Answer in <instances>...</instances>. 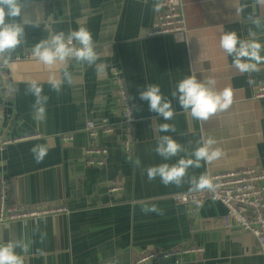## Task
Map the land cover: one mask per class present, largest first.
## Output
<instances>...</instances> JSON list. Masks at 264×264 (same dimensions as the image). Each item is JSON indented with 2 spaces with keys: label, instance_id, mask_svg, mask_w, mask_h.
Wrapping results in <instances>:
<instances>
[{
  "label": "crops",
  "instance_id": "0c3cea01",
  "mask_svg": "<svg viewBox=\"0 0 264 264\" xmlns=\"http://www.w3.org/2000/svg\"><path fill=\"white\" fill-rule=\"evenodd\" d=\"M182 1L186 37H146L159 14L152 0H23L20 16L6 18L23 25L25 38L7 67L8 102L0 83V180L7 181L9 205L65 206L70 211L66 217L0 227V243L28 245L26 252L16 249L24 264H133L150 252L191 246L203 251L182 264H264L255 237L227 223L222 205L206 201L188 212L170 200L199 191L191 178L205 172L256 168L264 174V99H254L264 83V63L258 72L241 73L220 47L223 34L235 31L249 40V30L264 46V0ZM81 27L92 34L97 59L91 66L74 58L51 68L37 60L13 62L33 52L40 41ZM112 68L124 81L136 118L130 153L121 147L122 110ZM189 76L198 81L214 78L217 91L232 88V104L207 121L193 118L191 110L182 109L171 95ZM50 77L63 81L59 92L52 89ZM31 80L38 81L41 95L48 97L43 119L37 118L36 97L27 91ZM150 84H158L163 96L172 100V119L150 112L148 102L139 98ZM102 119L114 127L113 133L89 136L85 123L98 125ZM165 123L176 132H160ZM33 135L39 138H28ZM162 135H170L183 151L168 160L159 156L155 148ZM209 137L223 155L188 168L180 186H165L159 176L148 179L151 166L195 159L191 153ZM37 145L47 148L41 162L31 151ZM91 147L107 149L104 167L86 165L85 150ZM113 176L119 177L124 190L110 195Z\"/></svg>",
  "mask_w": 264,
  "mask_h": 264
},
{
  "label": "clouds",
  "instance_id": "9594fccd",
  "mask_svg": "<svg viewBox=\"0 0 264 264\" xmlns=\"http://www.w3.org/2000/svg\"><path fill=\"white\" fill-rule=\"evenodd\" d=\"M23 0H0V59H3L7 66L11 60L12 52L24 41L25 31L21 23L6 22V18L13 19L20 16L23 8ZM159 9V4L156 5ZM242 11V9H237ZM259 27V21H255ZM249 36L252 39H240L235 31L227 32L220 38V47L225 53L233 57L232 66L237 68L241 73L258 72L259 64L264 63V56H261V51H264V46L256 41V33L249 30ZM74 41L78 42L80 47L74 45ZM33 55L38 63L51 68L58 63H66L69 59H75L77 62H87L88 65L95 63L97 59L94 51V44L91 32L81 27L78 30H73L67 35L64 32L53 35L50 39L40 41L33 49ZM100 68L103 65L99 66ZM68 82L71 83V77H68ZM49 83L52 89L59 92L63 81L55 77L49 78ZM249 83H253L249 80ZM216 80L212 77L205 81H198L195 76H189L178 83L177 92L171 93L173 99H176L180 107L184 110H191L193 118L201 121H207L210 116L218 111H223L229 108L233 102V89L225 88L222 91H217ZM27 91L36 97L34 107L37 110V118L43 119L48 97L42 96V87L38 81L31 80ZM139 98L148 102L149 111L156 113L164 120L172 119L175 109L172 106V100L166 99L158 84H150L145 91H140ZM159 131L163 133L176 132L173 125L167 123L160 125ZM217 141L209 137L204 140L202 146L195 149L191 153L195 159H179L175 164L167 163L158 166H151L147 169L148 179L154 180L157 176L161 182L168 186L175 184L180 186L187 169L190 167H200V161L211 163L213 160L220 158L223 151L220 148L214 147ZM35 154L37 162H41L47 154V148L37 145L31 150ZM183 151L179 144L170 135H162L155 148V152L168 160ZM139 165L140 161H135ZM191 184L194 189L202 190L214 188L213 178L205 172L198 179L191 178ZM155 211V209H145L144 211ZM21 248L23 251L28 250V245L21 241H8L0 243V264H24L23 256L17 254L16 249Z\"/></svg>",
  "mask_w": 264,
  "mask_h": 264
},
{
  "label": "built area",
  "instance_id": "2783aa9c",
  "mask_svg": "<svg viewBox=\"0 0 264 264\" xmlns=\"http://www.w3.org/2000/svg\"><path fill=\"white\" fill-rule=\"evenodd\" d=\"M143 1V0H134ZM159 4V14L148 27L146 37L149 39L162 38L174 35L187 36L188 27L185 20L184 4L182 0H152ZM37 60L33 52L17 57L16 61ZM9 64V63H8ZM7 67L0 60V83L5 101L11 100V91L7 79ZM112 81L116 86V94L121 105V147L125 153H130L133 145V135L136 118L129 104L124 81L117 69H111ZM254 99H264V83L260 84L254 93ZM85 130L89 136L99 133L111 134L114 127L109 121L102 119L98 125L93 121L85 123ZM39 138L38 135L28 137ZM68 141V137L63 138ZM107 149L88 148L85 150L86 165L92 168L105 166ZM214 188H207L180 193L170 197L175 204L185 206L188 212L195 211L196 207L206 201L219 203L224 207V219L230 225L253 235L257 241L258 254L264 262V174L256 168H244L234 171L210 173ZM124 190L118 176H113L107 192L110 195L118 194ZM70 211L65 206H44L22 208L8 204V186L6 180H0V227L15 222H29L56 217H66ZM203 251L200 246L181 247L167 252H150L143 255L133 264H182L191 254Z\"/></svg>",
  "mask_w": 264,
  "mask_h": 264
},
{
  "label": "water",
  "instance_id": "95a60500",
  "mask_svg": "<svg viewBox=\"0 0 264 264\" xmlns=\"http://www.w3.org/2000/svg\"><path fill=\"white\" fill-rule=\"evenodd\" d=\"M10 68V67H9ZM12 85H10V87H11ZM1 126H2V120H1V118H0V128H1ZM3 227H6V226H3ZM68 229V228H67Z\"/></svg>",
  "mask_w": 264,
  "mask_h": 264
}]
</instances>
